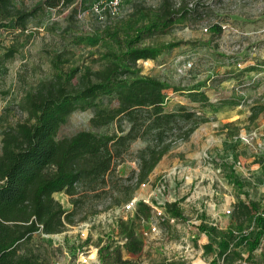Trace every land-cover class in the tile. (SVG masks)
Returning <instances> with one entry per match:
<instances>
[{
	"label": "rangeland",
	"instance_id": "obj_1",
	"mask_svg": "<svg viewBox=\"0 0 264 264\" xmlns=\"http://www.w3.org/2000/svg\"><path fill=\"white\" fill-rule=\"evenodd\" d=\"M165 1L127 0L116 15L96 9L97 0L86 2L84 7L79 1L77 12L72 6L39 9L29 19L25 31L0 28V61L10 45L17 47L14 57L0 65V150L5 130L28 119L23 107L26 94L55 76L54 55L67 50L69 60L61 70L64 74L71 67L100 69L107 61L106 53H120L127 38L137 27L154 20ZM189 1L205 7V16H192L165 32L144 35L140 45L183 43L155 59H141L137 66L142 74L157 77L170 86L166 89V110L185 104L209 120L201 123L187 141L175 145L158 162L145 180L146 185L134 189L131 198L116 189L100 197L84 198H79V194L73 197L66 191L55 192V199L73 211L74 223H67L60 233L35 232L31 241L36 248L52 252V264H100L99 241L119 239L122 243L116 219L123 212V204L134 197L157 207L160 202H177L184 214L175 222L160 221L153 209L151 220L139 223L141 235V229L150 228L151 222L157 231L149 237L142 235L145 247L140 255L124 252V257L135 264H158L163 260L229 264L215 253L204 252L210 235L200 225L223 230L231 227L238 234L240 225L235 215L239 201H256L260 213L264 211V111L255 120L249 118L252 107L264 104V0ZM42 3L43 0H14L17 7L27 10L39 8ZM213 24L221 25L220 34L211 30ZM193 88H200L208 101L193 102L189 96ZM102 101L103 107L112 103L107 97ZM93 113L92 108L72 112L61 125L58 137H70L81 130L102 133L115 128L114 124L92 126ZM227 123L230 125L226 126ZM147 144L142 139L134 141L117 165V174L125 185L136 181L130 176L138 173L139 151ZM183 166L189 169L168 175L175 167ZM188 176L194 177L192 183ZM89 217L93 224L85 239L78 224ZM252 227L251 223L243 224L246 231ZM232 248L247 257L241 240L235 241ZM82 254L89 256L88 263L80 261ZM260 254L258 249L252 261L236 259L231 264H264Z\"/></svg>",
	"mask_w": 264,
	"mask_h": 264
},
{
	"label": "trees",
	"instance_id": "obj_2",
	"mask_svg": "<svg viewBox=\"0 0 264 264\" xmlns=\"http://www.w3.org/2000/svg\"><path fill=\"white\" fill-rule=\"evenodd\" d=\"M94 0H43L41 7L32 10L17 7L14 0H0V28L25 31L29 19L41 8H67L79 10ZM189 0L173 3L165 1L154 20L136 28L128 37L120 52L108 51L107 61L100 69L71 67L62 73L68 62L67 50L54 55L52 66L56 71L52 80L42 83L28 92L23 101L28 119L9 126L2 139L0 150V264H52V252L36 248L31 243L35 232L55 234L64 231L66 224L74 223V213L64 208L55 199L54 193L66 191L69 195L103 196L114 189L122 190L131 198L134 189L149 178L158 162L177 144L187 141L198 126L209 120L185 104L175 110H166L170 86L163 80L142 74L137 63L141 59H155L166 50L180 46L183 41H170L154 45H140L144 35L156 31L165 32L175 23H182L192 16H205V7ZM211 30L220 34L219 24ZM1 44V40H0ZM15 45H10L3 54L0 65L14 57ZM77 79V81H75ZM179 90V88H176ZM193 102H207L200 88L189 90ZM109 98V107L102 100ZM94 109L91 124L95 128H115L107 132L81 130L70 137L59 138L58 132L68 116L77 109ZM250 120H255L264 111V104L252 107ZM227 123L226 126H229ZM137 139L148 142L139 151L140 169L130 179L133 185H125L117 174V165L129 152ZM234 183L240 186L238 181ZM79 186L82 189H79ZM76 202V199H73ZM169 218H184L177 202L163 205ZM235 218L240 233L233 228L226 230L201 224L207 230L210 241L204 244V252L215 253L229 264L236 259L252 261L261 249L264 260V216L259 203L253 200L239 201ZM152 206L144 200L137 203L134 216L117 222L118 235L122 240L99 241L100 264H135L124 257L140 255L145 241L138 231L141 219L152 218ZM253 227L245 230L243 224ZM241 240L248 252L247 257L236 248ZM158 264H188L180 260H163Z\"/></svg>",
	"mask_w": 264,
	"mask_h": 264
},
{
	"label": "built area",
	"instance_id": "obj_3",
	"mask_svg": "<svg viewBox=\"0 0 264 264\" xmlns=\"http://www.w3.org/2000/svg\"><path fill=\"white\" fill-rule=\"evenodd\" d=\"M127 0H97V2L95 3V8L96 9H101V11L103 10H108L111 14L116 15L119 13V10L121 8V6L124 4V2ZM178 4H180V2H178ZM189 6H193V1H189L188 2ZM208 29V28H206ZM208 156V155H206ZM183 170L189 169L187 166H183V167H175L173 169V171H170L168 173V175L170 176L171 174H174L175 172H181ZM190 178V182L192 183L194 177H187ZM142 186H145L146 183L143 182L141 183ZM163 188H165V185H163ZM161 190V189H160ZM139 199H137V197H134L132 199H130L128 202L123 204L122 210L123 212L120 213V215L117 217L116 221L118 222L119 219H125L127 220L129 217H133L134 213L136 211V207H137V203H138ZM145 202L149 203L153 209H155L157 211L156 216L157 218L161 220H166V219H170L172 222H175L177 219L176 218H169L165 211H164V202H160V207L157 206H153L148 200L144 199ZM229 212V211H228ZM262 216H264V213H262ZM91 219V217H89L88 219H85L84 221L81 222V224H78V229L79 232L81 234V236L83 238H88L89 234L91 232L92 229V224L93 221ZM148 221H146L144 218L140 220V224L143 225V223H147ZM150 228L145 229L142 228L141 232L142 235L144 237H149L150 235H152L153 232L157 231V226L151 222L150 224ZM80 261H82L83 263H88L89 262V256H87V254H82V259H80Z\"/></svg>",
	"mask_w": 264,
	"mask_h": 264
},
{
	"label": "crops",
	"instance_id": "obj_4",
	"mask_svg": "<svg viewBox=\"0 0 264 264\" xmlns=\"http://www.w3.org/2000/svg\"><path fill=\"white\" fill-rule=\"evenodd\" d=\"M196 176V175H195Z\"/></svg>",
	"mask_w": 264,
	"mask_h": 264
}]
</instances>
